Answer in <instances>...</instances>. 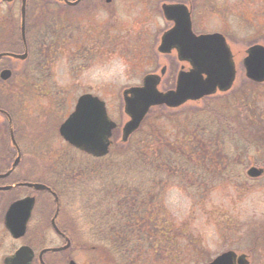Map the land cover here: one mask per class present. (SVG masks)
Listing matches in <instances>:
<instances>
[{"label":"rangeland","instance_id":"obj_1","mask_svg":"<svg viewBox=\"0 0 264 264\" xmlns=\"http://www.w3.org/2000/svg\"><path fill=\"white\" fill-rule=\"evenodd\" d=\"M45 1L33 0L37 23L35 30L41 26L42 19L49 11ZM179 2L191 7L195 33H222L226 36L234 55L237 79L228 93H217L195 103L189 102L174 109L176 111L152 109L142 127L153 124L167 139L176 140L180 137L177 128L181 129V123L187 122L188 118L201 124L206 123L198 119L210 115V108L218 104L222 111L216 110L220 112L219 117L216 116L219 119L217 123L228 120L236 128L243 129L244 136L249 140H255V136H259L258 130H264V83H254L246 77L243 60L247 50L253 45L264 46V0H113L107 6L109 15L106 16L103 10L98 13V19L96 17V21L103 20L108 26L103 37H95V40L85 37L93 33L89 29L93 19H81L80 26L77 24V27L84 37H78L69 47L64 45L57 51L58 55L49 56L47 64L51 69L39 68L41 75H46L50 83L44 91L34 90L33 99L18 111L21 114L17 117L18 120L23 122L25 115L30 118V140L28 138L24 141L25 138H21L22 145L27 147L28 152L19 168V174L25 173L29 163L42 164L50 175L63 174L64 185L72 183L76 174L79 176L73 184L86 183L88 173L85 158L70 148L58 131L59 126L73 111L78 98L84 94H93L106 103L110 118L118 125L113 143L120 147L118 143L122 138V127L129 120L125 113L123 92L141 86L146 76L160 74L164 67L168 70L159 89L168 91L175 87L180 69L190 68L188 63L178 60L175 51L164 55L158 50L161 36L172 26L164 18L161 7L165 3ZM0 10V17H5L6 11L12 13V9L5 4L1 5ZM73 10L59 8L51 16L60 21L62 16L75 15ZM19 22L18 18L17 28L20 27ZM68 26L73 34L76 23ZM17 34L15 37H6V40L14 43L16 37L19 40L18 31ZM77 42L83 50L90 45L95 50L88 55L76 52ZM7 66L15 70L24 67L15 60L8 61ZM17 92L22 93L20 90ZM21 101L23 100L18 98L17 102ZM231 142L234 146L233 138ZM256 151L244 160L246 179L217 183L202 202L186 191V188L172 183L159 195L155 192L149 196V200L154 201V206L158 204L160 217L173 221L176 230L182 233V238L176 240L180 244L179 249L189 243V249H184V264H206L229 250L246 254L250 264H264V176L256 180L247 176V171L253 166L264 170V148ZM79 159L82 161H78ZM72 204L73 207L65 213V219L73 221L81 231L77 242L79 244H75L70 255L77 264H92L95 255L88 249L92 242L88 241L82 217L89 207L85 201L82 204L79 197ZM192 242L200 244L196 251H192ZM99 256L97 253V260ZM155 257L148 260L157 261L158 258ZM161 258L165 261L169 259Z\"/></svg>","mask_w":264,"mask_h":264},{"label":"trees","instance_id":"obj_2","mask_svg":"<svg viewBox=\"0 0 264 264\" xmlns=\"http://www.w3.org/2000/svg\"><path fill=\"white\" fill-rule=\"evenodd\" d=\"M45 4L49 11L42 19L41 26L35 30V21L34 27L28 29L32 54L28 61L21 63L23 69L15 70V90H7L8 93L4 94L11 104L0 103V108L10 109L11 112L12 102L16 103L15 113L18 116L21 115L18 114L21 107L33 99L34 90L44 91L50 83L48 77L39 71V68L51 69L47 64L49 56L45 52V39H54L55 50H59L63 43L59 41L66 38L61 37L62 21L51 16L54 12L51 8L59 7V3L46 0ZM11 14L7 12L5 17ZM0 29V53L22 50L20 36L19 40L16 37L14 43L8 44L7 35H3L6 27L0 26ZM17 31L19 27L16 36ZM18 90L22 93H18ZM18 98L23 101L18 103ZM158 108L171 110L164 106ZM216 110L222 111L218 104L210 108L211 113L207 111L210 115L198 119L206 123L195 122L192 118L181 123V129L177 128L180 137L176 140L167 139L159 128L150 124L146 128L141 126L128 143L119 142V148L113 143L106 157L94 158L76 151L85 158L88 173L85 184H76V197L89 207L82 217L88 241L92 242L88 249L95 255L92 264H184V249H189V243L179 249L180 244L176 240L182 238V233L176 230L173 221L160 217L158 204L154 206L149 196L155 192L159 195L172 183L186 188L202 202L217 183L246 179L244 160L250 158L253 151L257 152L256 149L264 148L263 129L258 130L259 136H255V140H249L244 136L243 129L236 128L228 120L217 123L219 119L216 116L219 117L220 112ZM232 138L235 140L234 146L231 145ZM83 157V161H78L84 162ZM84 174L82 176L85 178ZM78 176L76 174V180ZM80 231L76 225V244H79ZM192 244V251H196L200 244ZM155 256L157 261L148 260ZM161 257L169 259L165 261Z\"/></svg>","mask_w":264,"mask_h":264},{"label":"flooded vegetation","instance_id":"obj_3","mask_svg":"<svg viewBox=\"0 0 264 264\" xmlns=\"http://www.w3.org/2000/svg\"><path fill=\"white\" fill-rule=\"evenodd\" d=\"M68 1L76 4L72 6L67 2H60L59 7L51 8L55 12H58L59 8L61 10L70 8L75 10V15L60 18V21H62L61 37H66L59 41L63 42L60 46L69 47L68 45L77 41L78 37H84L80 33V28L77 27V24L80 26L81 19L94 20L90 21L89 28L93 33L85 37H92L94 40L95 37H103V32H106L108 26L103 20L96 21V17L98 19V13H102L103 10L108 16L107 6L113 0ZM32 2L33 0H27V37L29 27L31 28V25L36 21L34 16L36 8L34 10ZM2 4L8 5L12 9L11 18L10 16L3 17V15L0 17V26H5L7 29L6 31L3 29V35L15 37L18 18L20 29L22 26V0L12 2L0 0V8ZM169 5L185 6L190 12L191 20H193L192 26H195L193 11L189 5L184 2L170 3ZM75 23L76 30L71 34L68 25H74ZM171 24L172 26L175 25L174 22H171ZM98 31H101L102 34ZM223 36L226 38L225 35ZM54 41V39H45L44 47L48 56L58 55ZM8 42L10 44V41ZM27 44L29 57L32 54L29 39ZM93 50H95V47L92 48L91 45L88 49L83 50L80 43H76V52L79 51L88 55ZM24 51L25 49H22V52ZM73 54L76 56L75 53ZM8 61H11L8 57L0 59V103L3 104H7V102L11 104L10 100L4 97V94L7 90H15L16 88L15 69L7 66ZM163 69H165V72L162 75ZM163 69L160 72V75H162L161 83L168 70L167 67ZM5 70L11 72V77L8 80L1 77L2 72ZM182 70L186 69L182 67L180 71ZM178 75L174 88L177 85ZM47 87L45 86V88ZM12 104H14L12 112L10 109L0 108V264H70L72 261L76 262L73 256L70 255L71 250L76 247V224H73V221L70 222L69 219H65L66 211L73 207L72 203L76 198V184H73L76 182V177L72 179V183L64 185L63 174L51 173L50 175L45 165H33L32 163L28 164L25 173H18L19 168L22 167L25 154L28 152L27 147L22 145L21 138H25L24 141H27L28 138L30 140L28 134L30 118L25 115L23 116V122L18 120V115L15 113L16 103L12 102Z\"/></svg>","mask_w":264,"mask_h":264},{"label":"water","instance_id":"obj_4","mask_svg":"<svg viewBox=\"0 0 264 264\" xmlns=\"http://www.w3.org/2000/svg\"><path fill=\"white\" fill-rule=\"evenodd\" d=\"M64 1L70 5L76 4ZM22 3V39L27 47L26 0H22ZM162 9L167 21L174 22L175 25L162 36L158 50L162 54H171L176 50L179 61L189 63L191 69L180 71L177 86L173 90L162 92L159 89L165 68L161 72L162 75H148L141 87H133L123 92L125 113L129 117L122 130L123 143H127L140 128L152 108L166 106L176 109L188 102H198L205 97L216 95L218 92L227 93L236 81L234 55L224 36L221 34L197 36L192 30L190 12L183 5L164 4ZM3 57L24 61L28 57V52L0 54V59ZM244 66L249 79L258 83L264 82V46L255 45L248 49ZM1 77L8 80L11 72L5 70ZM116 128L117 124L109 118L106 103L91 94H86L79 98L75 111L61 125L60 134L76 149L101 158L110 152L111 137ZM247 175L252 179H258L264 176V170L251 167ZM70 264L77 263L72 261ZM208 264L250 263L246 255L228 251Z\"/></svg>","mask_w":264,"mask_h":264}]
</instances>
